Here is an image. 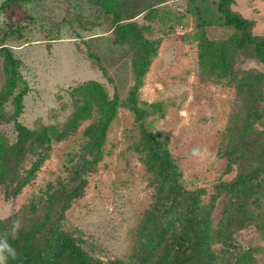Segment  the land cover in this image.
Here are the masks:
<instances>
[{
  "label": "rangeland",
  "instance_id": "374dc122",
  "mask_svg": "<svg viewBox=\"0 0 264 264\" xmlns=\"http://www.w3.org/2000/svg\"><path fill=\"white\" fill-rule=\"evenodd\" d=\"M217 2L116 0L117 23H136L151 42L139 76L134 50L115 42L117 23L104 7L109 0H0V94L9 79L6 51L17 61L15 86L0 110V135L8 145L17 140L16 123L60 132L86 105L82 92L90 82L115 101L100 158L83 176L84 187L63 220V227L86 241L85 248L103 264L130 260L144 232L154 227L146 214L157 197L156 182L138 144L139 121L169 150L183 188L200 190L206 203L219 183L236 175L222 154L228 135L252 120L257 130L264 128V102L252 116L245 108L253 76H259L257 87L264 90V62L250 46L235 45L240 32L223 23ZM227 9L249 23L251 37L264 38V0H230ZM20 93L17 112L14 97ZM131 102L147 111L140 120ZM94 108L67 137L51 141L35 176L17 194L0 183V218L44 200L48 184L77 182L71 174L83 152V132L99 118ZM26 147L29 151L30 144ZM194 147L201 150L197 155L191 154ZM36 158L27 153L20 172ZM229 195L215 198L213 229ZM257 209L264 213V199ZM221 231L231 232L232 247L217 241L224 234L212 235L216 264H242L247 251L251 264H264V227L251 222L236 228L223 219Z\"/></svg>",
  "mask_w": 264,
  "mask_h": 264
},
{
  "label": "trees",
  "instance_id": "16d2710c",
  "mask_svg": "<svg viewBox=\"0 0 264 264\" xmlns=\"http://www.w3.org/2000/svg\"><path fill=\"white\" fill-rule=\"evenodd\" d=\"M109 1L111 3L104 4V7L107 12L112 13L113 22L117 23L121 18L115 9L116 0ZM229 2L230 0H218L217 10L225 25L240 32L235 45L250 46L255 56L264 62V38L255 39L249 35V23L227 9ZM114 31L117 36L115 42L127 43L134 50L133 66L140 76L148 64L151 42L143 37L134 22L117 23ZM5 60L9 79L0 94V110L3 101L15 86L16 77V59L6 51ZM260 81L259 76H253L250 80L251 88L245 108L251 116L256 114L259 103L264 102V90L262 93L257 87ZM240 91L243 93V88ZM82 94L86 105L60 132L52 127L34 131L16 123L17 140L14 144L8 145L0 135V183L8 186L6 188H10L15 195L35 176L51 141L67 137L80 119L90 116L92 106H95L93 111L99 113V118L83 132V152L79 157V165L71 174L72 179L77 182L71 185L67 182L65 185L48 184L44 200L29 203L20 212L0 218V235L7 234L9 243L16 250L15 256L9 257L8 264H103L101 259L85 248L86 241L63 227L64 211L69 202L80 195L84 187L83 176L100 158L106 128L115 109V101L107 98L97 82L88 83ZM20 98L21 93L14 97L17 112L20 111ZM131 107L138 120L147 112L139 111L134 102H131ZM1 116L0 112V120ZM255 122H246L240 127V131L228 135L222 154L226 159L227 169L234 168L236 175L232 181L219 183L217 192L206 203L200 190L183 188L180 172L169 150L139 121L138 144L143 151V161L152 171L156 182L157 197L146 214L148 219H152L154 227L144 232L140 245L142 250L135 251L130 260L126 262L117 259L107 264H216L219 257L212 248L211 241L212 235L219 238V233H222L223 219H227L236 228H244L251 222L264 227V213L257 209L264 199V128L257 130ZM28 143L29 151L26 147ZM29 152H33L37 158L22 173L20 167ZM227 192L230 195L223 205L222 217L218 221V227L213 229L211 214L215 198ZM13 220L20 221V227L15 233L11 232L10 227ZM230 234L228 231L224 234L225 239H217L227 249L232 247L229 242ZM245 254L242 264H251V251Z\"/></svg>",
  "mask_w": 264,
  "mask_h": 264
},
{
  "label": "clouds",
  "instance_id": "9594fccd",
  "mask_svg": "<svg viewBox=\"0 0 264 264\" xmlns=\"http://www.w3.org/2000/svg\"><path fill=\"white\" fill-rule=\"evenodd\" d=\"M201 150L198 147H194L191 150L192 155H197ZM11 232L15 233L20 227L19 220H13L11 223ZM16 250L9 243L8 235H0V264H8L9 257L15 256Z\"/></svg>",
  "mask_w": 264,
  "mask_h": 264
}]
</instances>
